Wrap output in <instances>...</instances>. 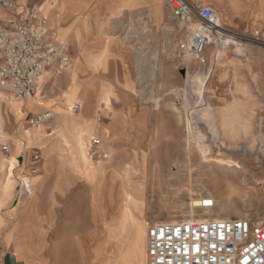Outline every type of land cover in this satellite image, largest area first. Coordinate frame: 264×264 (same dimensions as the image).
<instances>
[{"label": "crops", "instance_id": "0c3cea01", "mask_svg": "<svg viewBox=\"0 0 264 264\" xmlns=\"http://www.w3.org/2000/svg\"><path fill=\"white\" fill-rule=\"evenodd\" d=\"M79 1L77 7L67 8L56 21L70 24L84 3L93 8L89 20L94 23L97 17L105 24L102 32L109 41L108 46L100 42L81 47L72 35L66 42L60 39L68 46L70 66L60 77L47 70L41 78L47 79L45 96L48 99L65 93L77 102L71 109L80 108L78 120L65 119L72 123L71 129L65 130L81 134L83 145L90 138L91 141L100 139L105 159L87 162L71 136L67 146L52 109L46 106L28 109L26 102L6 100L9 94L0 90L3 93L0 94V137L10 145L8 154L0 153V264H136L142 259L148 264L150 225L139 257L134 253L132 231L121 226L125 189L132 193L133 181L143 184L141 176L148 180L150 172L159 169V146L155 141L159 137V112L155 109L159 101L140 95L144 86L139 81L137 64L142 60L138 58L140 51L136 46L147 41L167 43L166 53L176 63L185 62L186 65L181 64L182 71L187 73V68L196 61L199 64L196 67L211 69L212 46L200 60L187 56L178 45L176 48L185 28H175L177 20L172 17L167 0ZM188 1L212 8L224 28L237 35L238 40L260 47H246L245 55L232 52L229 59H252L253 65L249 67L256 65L264 71V0ZM55 2H19V9L26 4L37 8L50 27L42 6ZM57 6L48 10L58 12ZM92 27L96 29L95 25ZM166 53L162 51L160 57L165 58ZM208 73L211 77L212 70L204 72V76ZM225 77V68H220L215 80L217 90L225 89L229 83ZM56 80L58 87H54ZM13 106L18 108L17 112ZM47 112L53 114V119L44 129L26 134L36 129H26L25 118ZM67 132L61 131V134ZM90 143L86 145L87 150L84 147L85 156L86 152L91 154ZM147 151L151 154L147 155ZM36 154L42 157L40 172L35 176L28 174L31 195L19 203V179L28 173ZM124 170L130 175L126 178L123 174V179L118 174L122 175ZM140 171L142 175L138 174ZM144 171L149 173L148 177ZM143 208L147 219L144 203Z\"/></svg>", "mask_w": 264, "mask_h": 264}, {"label": "rangeland", "instance_id": "374dc122", "mask_svg": "<svg viewBox=\"0 0 264 264\" xmlns=\"http://www.w3.org/2000/svg\"><path fill=\"white\" fill-rule=\"evenodd\" d=\"M25 1L21 0L20 3ZM63 1L59 0L58 3ZM78 9L82 10L67 25H62V21H53L43 8L42 12L58 31L63 42L72 35L76 44L81 47L100 42L105 43V46L107 43L108 46L109 41L104 39L102 32L105 26L103 21L97 17L94 23L89 20L93 8ZM93 25L96 29H93ZM183 27L185 29L176 42V48L186 40L185 30L191 26L181 25L178 21L175 23V28ZM230 35H234V38L226 37L230 44L223 46V51L213 38V56L216 61L211 60V69L196 67L199 65L196 61V66L187 68V73L182 71L181 64L186 65L184 61L176 63L166 53L169 50L167 43H137L136 47L140 51L138 58L142 60L137 64V72L139 81L144 86L140 95L144 99L159 101L155 108L159 112V137L155 139L159 146V169L151 171L148 180L140 177L144 185L133 181L132 193L125 189L121 226L132 231L136 257L142 256L144 251L148 225L167 223L173 218L191 219L189 209L182 206L185 202H190V188L195 192L193 198L207 195L213 197L219 206L230 208L222 216L246 218L254 223L264 221V71H260L256 65L249 67L250 64L253 65L252 59H229L232 52L245 55L246 47H260L238 40L237 35L232 32ZM162 51L166 53L165 58L160 57ZM223 67L226 70L225 80L229 83L225 89L217 90L215 80ZM210 70L211 77L210 73L204 76V72ZM209 77L211 80L208 81ZM46 82V78H41L39 90L27 102V108L46 106L52 109L59 121L63 142L70 146L68 136L76 139L77 151L87 162H93L87 152V156L84 155V147L87 150L86 145L92 138L83 145L81 134L65 130L72 127V123L65 120L67 117L79 119V115H72L71 109L77 102L65 93L56 95L55 99H48L45 96ZM58 83L56 80L54 87H58ZM16 110L17 107L15 112ZM0 126L2 131V113ZM42 129L44 126L27 131L26 134ZM61 131L68 134H61ZM199 143L202 146L208 145L206 162L199 150ZM149 154L151 151H147V155ZM123 172L118 175L124 179L125 174L128 178V170ZM132 174L136 173L131 172ZM138 174L142 175V172ZM144 175L148 177L149 173L144 171ZM143 203L148 221L144 215ZM204 215L205 211L199 209L195 211L194 218ZM136 264H145V261L142 259Z\"/></svg>", "mask_w": 264, "mask_h": 264}, {"label": "built area", "instance_id": "2783aa9c", "mask_svg": "<svg viewBox=\"0 0 264 264\" xmlns=\"http://www.w3.org/2000/svg\"><path fill=\"white\" fill-rule=\"evenodd\" d=\"M167 3L173 18L191 26L186 29V40L179 45L187 56L200 60L205 50L215 45L213 38L218 48L230 44L226 37L234 38L220 26V18L212 8L188 0ZM19 7V0H0V90L26 102L36 95L45 71L52 70L55 77L63 75L70 66V54L37 8L29 4L21 10ZM79 110L75 106L72 113L78 114ZM52 119L51 112L27 116L24 125L26 129H36ZM89 150L95 162L105 159L100 139H93ZM9 152V143L0 137V153ZM41 163V155L36 154L28 173L19 179V203L30 197L29 175L39 174ZM200 204L201 210L211 209L215 201L208 197ZM148 264H264V221L209 217L205 221L153 224L148 229Z\"/></svg>", "mask_w": 264, "mask_h": 264}, {"label": "bare ground", "instance_id": "6f19581e", "mask_svg": "<svg viewBox=\"0 0 264 264\" xmlns=\"http://www.w3.org/2000/svg\"><path fill=\"white\" fill-rule=\"evenodd\" d=\"M20 1H21V0H20ZM20 1H19V2H20ZM58 1H59V0H56V3H54V4H52V5L45 3V4L42 6V8L45 10L46 15H47L48 17H50L53 21L57 20V19L60 17V15H61V14L67 9V8H69V7H77V4L80 2L79 0H64L63 2H59V3H58ZM55 5H58L57 8L59 9V11H58V12H55V13L53 14V13H51V12L48 10V8H49V7H53V6H55ZM81 6H82V7H88V5H86V4H84V3H83V5H81ZM220 26L223 27L221 20H220ZM50 27H51V26H50ZM51 28H52V27H51ZM54 30H55V29H54ZM55 31H56V33H57L58 41H60L58 31H57V30H55ZM60 42H61V41H60ZM213 42H214V40H213ZM40 80H41V79H40ZM40 80H39V82H40ZM41 93H42V92H41ZM0 94H3V93H0ZM37 96H38V95H37ZM0 97H1V96H0ZM30 98H32V97H30ZM30 98H28V100L26 101V103L30 100ZM12 99L17 100V101H20V100L14 98V97L9 98L8 101H11ZM14 100H12V101H14ZM56 101H57V100H56ZM20 102H21V101H20ZM33 102H34V101H33ZM57 105H58V104H57ZM8 107H9V105H8ZM62 112H63V110H62ZM66 114H67V113H66ZM72 115H73V116H77V114H73V113H72ZM43 126H44V125H43ZM40 127H42V126H40ZM40 127H38V128H40ZM36 129H37V128H36ZM36 132H39V131H34V132L30 133L29 135L34 134V133H36ZM199 139H200V138H199ZM193 140H194V139H193ZM196 140H198V139H196ZM200 141H201V140H200ZM189 143H190V142H189ZM195 143H196V142H195ZM197 143H198V142H197ZM198 147H199L200 152H201L202 155H203V159H204V161H205V162L208 161V156H207V154L209 153V151H208V149H207L208 145H207V146H202V145L199 143ZM90 156H91V154H90ZM91 158H92V157H91ZM92 161H94V160L92 159ZM94 162H95V161H94ZM188 194H189V198H190L189 201H190V202H185L182 206L185 207V208H187V209H189V212L192 214V215H190V216H191V219H177V218H173V219H171V220H170L169 222H167V223H181V222H186V221H205V220H208L209 217H211L212 219H216V220H223V219H240V218H241V217L232 218V217H230V216H222L223 213H228L230 208H228L227 206H219V204L217 203V201H216L213 197H210V196H207V195H206V196L201 197V198H193L192 196L195 194L193 188H190V189L188 190ZM208 197L214 199V201H215L214 207L211 208V209H204V211H205V215H204L203 217H201V218H194V213H195V211H196V210H199V207L202 206V204H200V202H202L204 199H206V198H208ZM181 214H182V213H181ZM166 220H167V219H166ZM158 223H165V222H158Z\"/></svg>", "mask_w": 264, "mask_h": 264}]
</instances>
